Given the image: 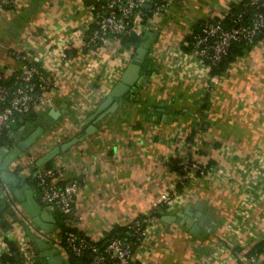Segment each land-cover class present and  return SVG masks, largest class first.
<instances>
[{"label": "crops", "instance_id": "crops-1", "mask_svg": "<svg viewBox=\"0 0 264 264\" xmlns=\"http://www.w3.org/2000/svg\"><path fill=\"white\" fill-rule=\"evenodd\" d=\"M99 1L14 0L0 9V73L19 75L23 61L35 64L46 72L51 98L34 104L1 136L20 139L40 128L9 168L28 174L38 199L30 165L80 136L50 160L60 164L59 180L79 183L77 229L100 240L114 224L166 204L150 215L135 261L236 264L264 236V36L210 78L204 62L183 48L185 36L242 0H168L160 15H149L136 30L141 41L150 38L137 76L130 69L141 42L124 45L116 36L98 45L90 41ZM121 77L134 83L113 98L114 111L94 126L86 122ZM187 154L206 168L178 189L172 160ZM173 188L174 198L161 203ZM23 234L21 223L2 211L0 252L13 243L22 264ZM39 234L58 250L57 227ZM36 262L42 264H29Z\"/></svg>", "mask_w": 264, "mask_h": 264}, {"label": "built area", "instance_id": "built-area-1", "mask_svg": "<svg viewBox=\"0 0 264 264\" xmlns=\"http://www.w3.org/2000/svg\"><path fill=\"white\" fill-rule=\"evenodd\" d=\"M13 2L14 0H0V9L12 5ZM167 5L168 0H102L96 5L95 23L89 39L93 44H103L111 36L119 38L130 30L136 31L149 15H160ZM248 8L251 11L246 16L245 10ZM227 22L225 24L219 18L205 19L192 33L189 52L204 62L210 78V70L227 52L232 42L251 41L264 30V0H245L244 9L232 13ZM61 57L65 58L66 54L62 53ZM20 69L17 84L6 85L0 82V138L2 132L33 109L34 104L42 99L48 102L51 99L47 94L50 81L43 68L23 61ZM3 76L0 73V80ZM37 88L40 89L39 93H36ZM179 164L182 173H178V180L182 185L205 171L201 162L190 159L188 155H184ZM59 172L60 164H44L36 168L34 178L39 201L52 214L56 211L63 216V221L68 226L63 230L62 239L58 238V248L63 254L65 264H133L134 243L144 236L150 215L133 218L121 224L125 227L124 236L94 239L73 225L76 223L74 197L79 183L76 179L59 180ZM173 189L161 195V203L170 202L174 198L177 191L176 188ZM24 218L28 217L25 215ZM20 238H23L18 239L21 241L20 250L24 264L33 260L34 251L25 234L20 235ZM2 239L0 236V241ZM257 263L264 264V244L259 251L239 258L236 264Z\"/></svg>", "mask_w": 264, "mask_h": 264}, {"label": "water", "instance_id": "water-1", "mask_svg": "<svg viewBox=\"0 0 264 264\" xmlns=\"http://www.w3.org/2000/svg\"><path fill=\"white\" fill-rule=\"evenodd\" d=\"M145 5L147 7L150 6L149 4ZM149 44L150 38L141 41L137 47V53L132 60L136 67L133 65L130 70H137V76L138 70L141 67L139 60L143 58ZM133 83L134 80L121 77V80L113 86L106 98L98 105L96 111L86 119V122L91 120V124L94 126L93 124L98 119H101L106 113L114 111L117 101L113 100V98L123 94ZM39 132L40 128H34L25 137L20 139H15L14 137H11L9 140L0 139V213L6 211L12 218V221H19L21 223L24 233L28 237L34 251L35 261L39 259L42 264H57L58 259L52 260L51 252H55L57 258L59 257L60 260L61 254H58V250L45 239L37 236L39 232L44 233L56 229V218L34 197L33 188L27 180L28 174L25 172L17 174L9 168L16 158L24 156L25 150L35 142ZM81 138L80 136H75L59 145H54L41 156L37 157L30 165L31 177H35L37 167L46 164L57 153L64 151ZM25 215L28 217L27 219L24 218ZM166 217L167 215L162 216L163 219H166ZM28 223L34 224L37 227L38 233L33 232ZM196 228L198 229V225L195 223L191 227V231L194 232L193 229ZM12 247L15 249L14 254L18 260V264H22L16 245L12 244Z\"/></svg>", "mask_w": 264, "mask_h": 264}, {"label": "trees", "instance_id": "trees-1", "mask_svg": "<svg viewBox=\"0 0 264 264\" xmlns=\"http://www.w3.org/2000/svg\"><path fill=\"white\" fill-rule=\"evenodd\" d=\"M102 0H100L98 3H100ZM244 2L245 0H242L241 2H239L238 4L234 5V7H232L229 12H227L226 14H224L222 17H219V19L222 22H226L225 24H228V19L229 16H231L232 13L234 12H239L242 11L244 9ZM96 8V7H95ZM251 11V8H248L247 10H245V14L246 16H249ZM199 24H196L194 27H192V29L190 30V32L185 36V40H187V44H185L183 46L184 49L186 50H190L191 48V43L193 40V36L192 33L198 29ZM262 36H264V30H261L251 41H234L231 43V45L229 46L227 52L225 54L222 55V57L220 58V60L212 67V69L210 70V73L212 75L219 73L221 70H223L226 65L228 64L229 61H231V59L235 56L236 53H240L242 51V49H247L249 48V46H251V44L253 42L256 41V39L261 38ZM121 42L124 45H133L134 47H136L142 40V33L141 32H137L135 30H130L129 32L123 33L119 36ZM99 43H96L94 45H98ZM45 72V71H44ZM20 74V73H19ZM46 74V72H45ZM1 83L6 84V85H15L19 82V75H15V74H11L9 76H3L2 79L0 80ZM40 89L37 88L36 89V93H39ZM32 111V109L28 112L30 113ZM27 113V114H28ZM21 117V116H20ZM19 117V118H20ZM19 118L17 119V121L15 122V125H11V127L8 130H4L1 134V136H3L4 133H6L9 130H13L15 129L16 125L19 123ZM188 155V154H187ZM189 156V155H188ZM182 157H176L172 160L173 163V168L178 172V173H182L181 170V166L179 164V161ZM190 159H192L189 156ZM50 164V161H48L46 163V165ZM203 164V163H202ZM203 167L206 168V166L203 164ZM31 180L34 181L35 184V178H32ZM182 184L180 182V180L177 181L176 184V188L180 189L182 188ZM39 200V198H38ZM166 204H160V208H158L157 210H154L151 214L153 215H159L161 213L160 209H164ZM55 218H56V223H59L60 226V234L58 236V238L62 239V234H63V230L66 229L68 226L66 225V223L63 221V216H61L59 213H57L56 211L53 212ZM150 214V215H151ZM144 226L146 224H143ZM124 230L125 227L123 225H119V224H114L104 235L103 239L113 236V235H122L124 236ZM143 239V237H140L136 240V243H134L133 246V251L136 250L138 244L140 243V241ZM11 243V242H10ZM9 243V249L7 251H3L0 253V264H18V260L16 259V256L14 254L15 249L12 247V244ZM264 244V236L261 238V240L258 241V243L251 249H249L244 255L245 256H249L250 254H252L255 251H259L262 247V245ZM133 264H139L137 261H133Z\"/></svg>", "mask_w": 264, "mask_h": 264}, {"label": "flooded vegetation", "instance_id": "flooded-vegetation-1", "mask_svg": "<svg viewBox=\"0 0 264 264\" xmlns=\"http://www.w3.org/2000/svg\"><path fill=\"white\" fill-rule=\"evenodd\" d=\"M56 227L58 228V232H59V234H60V226H59V223H56ZM59 253L61 254V255H60V256H61V260H60L59 257L57 258V256H56L57 254H56L55 252H53V251L51 252L52 260L55 261V260L58 259V260H57V261H58L57 264H65V259H64V257H63V254H62V252H61V251L59 250V248H58V254H59ZM32 261H33V263H34V261H35L34 258H33ZM35 264H38V262H36Z\"/></svg>", "mask_w": 264, "mask_h": 264}, {"label": "rangeland", "instance_id": "rangeland-1", "mask_svg": "<svg viewBox=\"0 0 264 264\" xmlns=\"http://www.w3.org/2000/svg\"><path fill=\"white\" fill-rule=\"evenodd\" d=\"M30 262H31V260H30ZM30 262H28V264H29Z\"/></svg>", "mask_w": 264, "mask_h": 264}]
</instances>
